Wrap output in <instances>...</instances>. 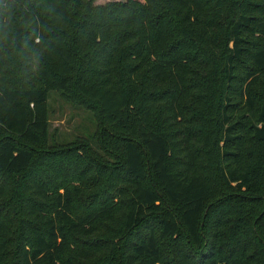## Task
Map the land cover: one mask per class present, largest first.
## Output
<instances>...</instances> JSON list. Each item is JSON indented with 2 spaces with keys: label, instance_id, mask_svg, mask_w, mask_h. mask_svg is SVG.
<instances>
[{
  "label": "trees",
  "instance_id": "16d2710c",
  "mask_svg": "<svg viewBox=\"0 0 264 264\" xmlns=\"http://www.w3.org/2000/svg\"><path fill=\"white\" fill-rule=\"evenodd\" d=\"M0 264H264V0H0Z\"/></svg>",
  "mask_w": 264,
  "mask_h": 264
},
{
  "label": "rangeland",
  "instance_id": "374dc122",
  "mask_svg": "<svg viewBox=\"0 0 264 264\" xmlns=\"http://www.w3.org/2000/svg\"><path fill=\"white\" fill-rule=\"evenodd\" d=\"M106 2L108 0H97ZM192 103L191 100H188ZM51 136L59 142L72 141L77 136L88 137L95 145L92 137L96 130L93 112L82 105L66 101L60 93L52 90L50 93Z\"/></svg>",
  "mask_w": 264,
  "mask_h": 264
}]
</instances>
